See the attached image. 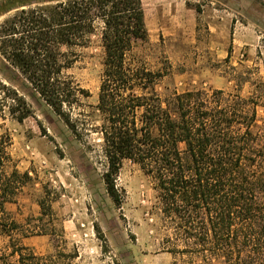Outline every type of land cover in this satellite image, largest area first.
I'll list each match as a JSON object with an SVG mask.
<instances>
[{"label":"trees","instance_id":"trees-1","mask_svg":"<svg viewBox=\"0 0 264 264\" xmlns=\"http://www.w3.org/2000/svg\"><path fill=\"white\" fill-rule=\"evenodd\" d=\"M1 17L0 56L88 149L90 135H101L102 178L117 208L123 203L117 177L129 159L156 182L160 210L175 229L167 252L208 263L264 264L258 98L213 89L174 91L163 99L156 86L165 73L131 57L135 44L149 37L142 0H1ZM97 32L105 55L94 106L100 124L94 125L85 102L91 92L69 70ZM5 110L18 122L34 114L17 89L0 81L1 117ZM12 145L0 125V232L10 238L0 264H50L14 236L20 225L7 205L32 177L15 167ZM40 207L53 216L50 204L42 200Z\"/></svg>","mask_w":264,"mask_h":264},{"label":"rangeland","instance_id":"rangeland-1","mask_svg":"<svg viewBox=\"0 0 264 264\" xmlns=\"http://www.w3.org/2000/svg\"><path fill=\"white\" fill-rule=\"evenodd\" d=\"M142 2L149 37L135 44L131 57L165 73L156 86L159 95L165 99L174 91L221 89L253 96L261 102L256 129L264 130V0ZM79 52L69 73L90 90L85 102L98 125L94 106L105 55L100 33ZM0 81L17 89L34 111L23 122L6 110L0 116V125L13 137L15 167L32 177L7 205L20 225L15 239L50 264H217L166 251L175 229L160 210L155 180L140 164L122 162L117 186L123 203L117 208L102 178L106 163L101 135H90L88 149L1 56ZM42 200L52 207L53 218L42 214ZM9 241L0 232V254L8 250Z\"/></svg>","mask_w":264,"mask_h":264},{"label":"crops","instance_id":"crops-1","mask_svg":"<svg viewBox=\"0 0 264 264\" xmlns=\"http://www.w3.org/2000/svg\"><path fill=\"white\" fill-rule=\"evenodd\" d=\"M144 260L148 261L149 260V257L147 254H144ZM149 262V261H148Z\"/></svg>","mask_w":264,"mask_h":264}]
</instances>
